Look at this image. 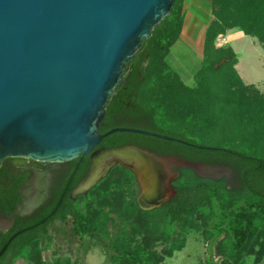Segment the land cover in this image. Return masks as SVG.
<instances>
[{
    "label": "trees",
    "instance_id": "obj_1",
    "mask_svg": "<svg viewBox=\"0 0 264 264\" xmlns=\"http://www.w3.org/2000/svg\"><path fill=\"white\" fill-rule=\"evenodd\" d=\"M184 2L175 0L170 14L126 64L123 83L105 106L99 132L136 128L197 147L119 132L105 137L95 151L135 145L191 162L227 166L233 172L230 180L200 178L182 168L172 183L175 195L158 208L142 210L134 174L116 166L86 195L72 200L70 193L89 166V156H80L67 163L73 174L48 202L30 217L15 218L13 226L0 233V251L5 247L0 264H13L19 257L30 264H67L43 256L53 242L49 228L54 223L68 224L61 229L66 240L98 238L103 246L102 238L109 241L116 264H161L164 257L183 249L190 230L200 231L207 246L216 247L221 264L264 259V94L243 83L233 49L215 44L219 36L236 29L257 39L264 49V0H209L211 19L203 34L195 86L185 84L166 61L182 32ZM97 199L108 211L96 210ZM19 201L17 189L5 190L0 183V214L10 216ZM121 224L143 233L146 245L133 246L134 238ZM157 240L167 243L162 255L149 247Z\"/></svg>",
    "mask_w": 264,
    "mask_h": 264
},
{
    "label": "water",
    "instance_id": "obj_2",
    "mask_svg": "<svg viewBox=\"0 0 264 264\" xmlns=\"http://www.w3.org/2000/svg\"><path fill=\"white\" fill-rule=\"evenodd\" d=\"M174 3L0 0V165L7 158L65 163L89 156L72 200L86 195L119 165L134 174L143 210L168 201L170 180L178 177L172 167L200 178L230 180L233 172L227 166L162 158L134 145L95 151L105 137L119 132L197 147L136 128L99 132L105 106L123 83L126 64ZM41 177L36 175L21 189V202L10 216L0 214V233L10 229L16 217L29 216L43 204L47 183L41 184Z\"/></svg>",
    "mask_w": 264,
    "mask_h": 264
},
{
    "label": "rangeland",
    "instance_id": "obj_3",
    "mask_svg": "<svg viewBox=\"0 0 264 264\" xmlns=\"http://www.w3.org/2000/svg\"><path fill=\"white\" fill-rule=\"evenodd\" d=\"M185 4L183 29L179 39L170 48L166 61L180 75L185 84L195 86L194 75L201 65L203 34L210 18V2L209 0H187ZM238 34L240 33L236 29L229 30L224 36H219L215 44L216 46L228 44L233 49L238 59L235 69L243 83L254 85L264 94V49L257 39L247 36L237 39ZM139 197L138 193L137 199ZM137 203L140 209L145 206L142 202L137 201ZM100 207L108 211L107 205L97 199L96 210ZM112 216L115 217V215ZM66 227L68 224L60 223L50 226L53 242L48 246L49 260L61 259L67 261V264H116L111 259L109 241L102 238L101 241H105L103 243L108 245L103 246L98 243L100 241L98 238L96 239L98 242L94 239L66 240L65 232L61 231ZM120 227L129 230V235L134 238L133 246L138 242L146 245L142 240L143 233L135 232L125 224H121ZM111 228L113 229V226ZM149 247L155 254L162 255L167 248V243L157 240ZM164 259V264H221L216 247H208L201 232L195 230L187 233L185 246L181 251H176L171 257H164Z\"/></svg>",
    "mask_w": 264,
    "mask_h": 264
},
{
    "label": "flooded vegetation",
    "instance_id": "obj_4",
    "mask_svg": "<svg viewBox=\"0 0 264 264\" xmlns=\"http://www.w3.org/2000/svg\"><path fill=\"white\" fill-rule=\"evenodd\" d=\"M141 149H143V148H141ZM98 150H101V149H98ZM98 150H96V151H98ZM144 150H147V149H144ZM147 151H149L150 153H153L157 156H160L162 158H180V157L173 155V154L156 153V152H152L150 150H147ZM67 163L68 162H65V163H41V162H32L30 160H26V159H22V158H7V159L3 160L2 164L0 165V183L4 186L5 190L10 191L13 189H17V194L19 196V199H20L19 203H20L21 199L23 197L21 194V189L26 184H28L36 175H38V174L42 175L41 184L47 183V195H46V198H45L43 204L40 206V207H42L54 195L56 188L59 187V185L66 184L67 178L70 177L71 174H73L72 169L69 167V165H67ZM117 166H119V165H117ZM179 170L180 169H177L176 167L171 168V172L173 174L178 173V176H179ZM177 178L178 177L170 180V184H169L170 191L168 192V195H169L168 201L175 195V190L172 186V183ZM138 188H139V186H138ZM140 194H141V189L139 188V195ZM40 207H38L36 210H34V212L37 211ZM34 212L32 214H30L29 216H25V217L32 216L34 214ZM25 217H20V218H25Z\"/></svg>",
    "mask_w": 264,
    "mask_h": 264
},
{
    "label": "crops",
    "instance_id": "obj_5",
    "mask_svg": "<svg viewBox=\"0 0 264 264\" xmlns=\"http://www.w3.org/2000/svg\"><path fill=\"white\" fill-rule=\"evenodd\" d=\"M186 1H187V0H185V2H184V14H185V10H186V4H185ZM210 19H211V18L208 19L207 24L209 23ZM182 29H183V28H182ZM239 33H240V34H238V35L236 36L237 39H241V38H243V37L245 36L242 32L239 31ZM247 37H249V36H247ZM250 38H251V39H255V38H252V37H250ZM237 63H238V59H237ZM48 251H49V248H47V250L43 252V256H44L45 258H47V255L49 254ZM44 254H45L46 256H45ZM164 260H165V259H164ZM13 264H30V262H29V260L26 259L25 257H19V258H17V259L15 260V262H14ZM161 264H164V261H163ZM246 264H264V259L261 260V261L258 262V263H255L253 257H248L247 260H246Z\"/></svg>",
    "mask_w": 264,
    "mask_h": 264
}]
</instances>
